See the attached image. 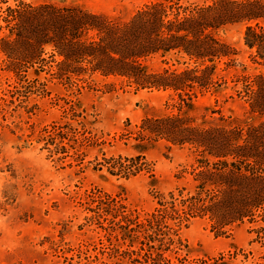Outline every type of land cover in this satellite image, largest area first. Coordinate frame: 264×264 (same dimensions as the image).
Returning a JSON list of instances; mask_svg holds the SVG:
<instances>
[{"label": "rangeland", "instance_id": "rangeland-1", "mask_svg": "<svg viewBox=\"0 0 264 264\" xmlns=\"http://www.w3.org/2000/svg\"><path fill=\"white\" fill-rule=\"evenodd\" d=\"M5 1L3 9L19 1L44 0ZM49 1L122 20L146 2ZM212 1L180 0L183 5ZM245 28L238 23L217 32L233 52L223 60L228 65L220 63L216 71L225 84L194 100L189 114L198 121L203 116L253 120L237 96L241 82L236 81L264 73V63L245 46ZM4 33L0 30V38ZM5 60L0 49V264H144L131 254L139 251L138 242L123 239L119 230L110 233L109 222L94 216L99 196L107 194L143 221L156 207V191L166 194L189 182L194 155L187 148L163 141L140 144L133 135L144 118L174 112L176 97L169 91H136L120 79L98 75L70 86L36 66L23 81L6 68ZM148 66L153 71L166 67L157 56ZM140 154L153 177L139 173L125 179L97 166L103 158ZM261 226L244 222L220 235L207 219H194L179 232L181 249L163 256L168 264H264V235L257 233Z\"/></svg>", "mask_w": 264, "mask_h": 264}, {"label": "trees", "instance_id": "trees-1", "mask_svg": "<svg viewBox=\"0 0 264 264\" xmlns=\"http://www.w3.org/2000/svg\"><path fill=\"white\" fill-rule=\"evenodd\" d=\"M145 1L124 20L49 0L0 6V30L5 31L0 49L6 68L19 80L25 81L26 71L36 66L70 86L98 75L120 79L136 91H169L176 97L174 112L144 118L133 135L140 144L163 141L187 148L194 155L189 182L166 194L156 191V207L143 221L107 194L99 196L94 216L109 222L110 233L119 230L123 239L138 242L139 251L131 254L142 263L168 264L163 254L181 249L179 232L194 219H207L220 235L244 222L264 224V73L236 81L241 82L237 96L247 105L251 122L205 116L198 121L189 114L198 96L225 84L216 71L220 63L228 65L223 60L233 51L218 39L220 29L245 23L244 44L264 63V3ZM156 56L166 67L153 71L148 61ZM102 161L98 168L113 176L153 177L141 154ZM257 233L264 235V227Z\"/></svg>", "mask_w": 264, "mask_h": 264}]
</instances>
